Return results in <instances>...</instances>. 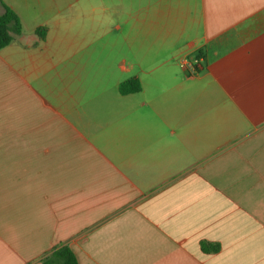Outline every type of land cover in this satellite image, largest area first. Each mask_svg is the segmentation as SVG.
I'll use <instances>...</instances> for the list:
<instances>
[{
	"label": "crops",
	"instance_id": "obj_1",
	"mask_svg": "<svg viewBox=\"0 0 264 264\" xmlns=\"http://www.w3.org/2000/svg\"><path fill=\"white\" fill-rule=\"evenodd\" d=\"M1 1L0 264H264V0Z\"/></svg>",
	"mask_w": 264,
	"mask_h": 264
},
{
	"label": "trees",
	"instance_id": "obj_2",
	"mask_svg": "<svg viewBox=\"0 0 264 264\" xmlns=\"http://www.w3.org/2000/svg\"><path fill=\"white\" fill-rule=\"evenodd\" d=\"M0 4L3 7V13L0 15V50L8 46L15 37L22 32V26L16 13L7 7L1 0ZM36 34L43 38L45 30L43 28L36 29ZM119 91L121 94H128L139 91V84L135 81H127L120 85ZM219 246L216 244L210 245L201 244V250L205 253H213L218 251ZM41 264H78L74 252L68 246H61L54 249L47 257L44 258Z\"/></svg>",
	"mask_w": 264,
	"mask_h": 264
}]
</instances>
